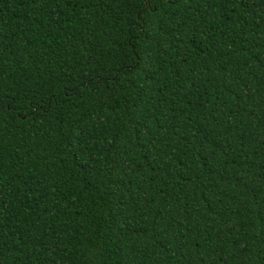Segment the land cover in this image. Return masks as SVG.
<instances>
[{
	"label": "trees",
	"instance_id": "1",
	"mask_svg": "<svg viewBox=\"0 0 264 264\" xmlns=\"http://www.w3.org/2000/svg\"><path fill=\"white\" fill-rule=\"evenodd\" d=\"M141 9L0 0V264H264V0Z\"/></svg>",
	"mask_w": 264,
	"mask_h": 264
},
{
	"label": "snow or ice",
	"instance_id": "2",
	"mask_svg": "<svg viewBox=\"0 0 264 264\" xmlns=\"http://www.w3.org/2000/svg\"><path fill=\"white\" fill-rule=\"evenodd\" d=\"M171 3V0H167ZM139 5H142L141 14L143 16V23L139 26L145 31V35L148 34L153 24V16L156 11H159V7L162 5L163 0H137ZM140 35L139 31L132 34V38L135 39Z\"/></svg>",
	"mask_w": 264,
	"mask_h": 264
}]
</instances>
